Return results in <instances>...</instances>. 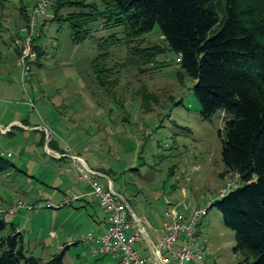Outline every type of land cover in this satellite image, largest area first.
<instances>
[{
	"label": "rangeland",
	"instance_id": "374dc122",
	"mask_svg": "<svg viewBox=\"0 0 264 264\" xmlns=\"http://www.w3.org/2000/svg\"><path fill=\"white\" fill-rule=\"evenodd\" d=\"M22 5L31 12L29 0H0V127L11 118L46 126L57 143L72 152L80 149L89 167L105 173L129 207L144 209L148 215L154 214V219L160 217L148 220L155 228L162 227V212L167 206H175L188 221L194 210L220 198V191L228 183H237L228 191L241 185L235 175H221L225 171L221 152L227 115L218 111L210 120L202 119L193 91L195 81L182 69L159 26L137 42L141 47L159 46L164 50L152 62L134 64V44L120 43L110 48L109 65L124 68L113 76L119 80L117 90L106 92L92 71L98 53L96 40L112 34L121 37L120 28L101 31L98 26L93 29V37L74 42L66 23L51 19L37 40L44 51L41 65H35L23 77L15 53L20 38L25 36L19 11ZM67 11L64 8L62 13ZM49 15H54V8L50 7ZM8 131L0 130V153L16 169L0 174V198L8 203L5 194L11 191L13 182L25 202L47 200L33 201L39 192L33 188V175L45 169L46 177L52 173L66 181L70 177L66 170L73 168L71 162L44 154L41 132L17 125ZM101 183L105 186L107 180L103 178ZM93 206L101 215L99 205ZM65 209L69 208L33 213L21 210L17 217L4 218L22 233L28 255L49 260L62 251L67 242L64 239L71 234L75 243L66 248L64 264H114L110 255H94L92 243L82 239L88 234L96 236L99 220H69V228L59 234L51 220L30 219L40 212ZM195 230L205 251L201 264H239L241 258L233 252L235 233L224 224L216 207L200 216Z\"/></svg>",
	"mask_w": 264,
	"mask_h": 264
},
{
	"label": "trees",
	"instance_id": "16d2710c",
	"mask_svg": "<svg viewBox=\"0 0 264 264\" xmlns=\"http://www.w3.org/2000/svg\"><path fill=\"white\" fill-rule=\"evenodd\" d=\"M98 2L50 1L54 15L39 18L38 35L32 37L37 54L33 67L41 65L44 51L37 40L51 19L66 23L74 42L93 37L98 26L101 31L120 28L121 37L112 34L96 40L98 53L92 61L99 85L114 92L119 80L113 76L124 66L109 65L110 48L134 44L131 49L136 59L132 62L139 66L152 62L164 50L141 47L137 42L159 26L182 69L195 81L193 91L202 119L210 120L218 111L227 115L221 152L225 171L221 175H235L241 185L212 201L208 209L216 207L224 224L234 231L233 252L241 258L239 264H264V0ZM64 8L68 9L65 14ZM19 11L25 36L18 43V56L31 31V12L24 5ZM41 133V139H46L45 132ZM4 156L0 153V174L16 169ZM22 242L16 225L0 215V264H64L66 246L44 261L28 255Z\"/></svg>",
	"mask_w": 264,
	"mask_h": 264
},
{
	"label": "built area",
	"instance_id": "2783aa9c",
	"mask_svg": "<svg viewBox=\"0 0 264 264\" xmlns=\"http://www.w3.org/2000/svg\"><path fill=\"white\" fill-rule=\"evenodd\" d=\"M31 2V31L22 42L21 54L18 56V64L22 67V75L26 77L31 73L33 64L37 59L36 52L32 49V37L37 36L35 28L38 19L48 15L50 9L49 0H29ZM1 128L5 133L6 128ZM48 141L51 133L46 126L41 128ZM3 155H5L3 153ZM10 155V154H9ZM56 157L61 155L54 153ZM78 164L80 180L89 185L90 191L83 194H66L61 200H38L34 203L16 200L10 206L0 204V215L16 216L21 210L36 212L43 209H61L71 206L74 202L94 196L107 213V226L105 231L94 236L88 234L87 239L92 243L91 252L94 255H110L115 264H201L204 260L205 251L198 241L196 226L202 214H206L210 205L193 211L192 217L187 221L173 209L166 214L161 227L159 241L153 242L147 236L146 226L142 224L132 212L129 204L121 193L115 191L112 181L100 171L94 170L80 157L72 156ZM107 180V185L99 183L98 178ZM237 183H228L222 189L219 196L226 195ZM145 241L150 249L148 256L143 255L136 249V243Z\"/></svg>",
	"mask_w": 264,
	"mask_h": 264
},
{
	"label": "crops",
	"instance_id": "0c3cea01",
	"mask_svg": "<svg viewBox=\"0 0 264 264\" xmlns=\"http://www.w3.org/2000/svg\"><path fill=\"white\" fill-rule=\"evenodd\" d=\"M15 53H16V57H17L18 56V50L17 49H15ZM13 125H17L19 127H22L24 130H34V131H38V132H43V130L41 129L42 128L41 125L40 126L39 125H29V124L22 123L19 120L11 118L7 121V124L5 125V127H3V128L7 129V131L5 133H9L8 129L13 127ZM0 130H1V128H0ZM41 142H42V149L44 151V154L49 155L58 161H62L63 159H69L73 168L66 170V174L67 175L69 174V176H70L68 178V180H66V181L60 180V177L53 175L51 173L52 171H50L51 174H49L48 177H46V174H45L46 170L45 169L42 171H41V169H40V171H36L37 173L35 175H33L35 179H32V183L35 181L33 188H35L39 192H38L37 196L33 197V201L38 200V199H47V200H53L54 202H57V201L61 200L66 194H69L70 193L69 191H71V190H73L74 192H78L79 194L89 192L90 191L89 185L83 181H80V173L78 170V164L72 159V156H77V157H80L84 160V158L80 156L81 153H79V151H78L80 149H76L75 152L73 150V152H72L69 147L68 148L63 147V144L57 143L52 138H51L50 144H49V141L47 140V138L46 139L44 138L43 140L41 139ZM84 151H88V149L85 148ZM54 153H57L61 156L56 157L54 155ZM8 154H10V153H8ZM10 156H11V154H10ZM85 162L87 163V161H85ZM87 165H88V163H87ZM92 169H93V167H92ZM18 172L23 173V171H20V170H18ZM102 179L103 178H101V177L98 178L99 183H101ZM69 183H70V185H69ZM61 188H64V190H61ZM10 190L11 191H8L5 194L6 200L8 199L10 202L8 201V203H7V201L0 198L1 204L6 205V206H10L16 200L20 199L19 197H21V195H19L17 188H15L13 186V182L11 184ZM91 197L92 196H89V198L84 199V200L82 199V202H81L82 205H80V206H75L76 202H74L71 206L67 207L69 209H65L62 212H60V211L52 212V210H48V212H45V213L40 212V214H35L30 219H32V220H51V224L53 225L54 228L57 229L58 233L60 231L64 230L65 227L69 228L68 227L69 220H79L80 218H83V220H88V222H89V220H99V222L97 221V228L98 229L96 231L97 232L96 236H99L106 229L107 213H106L105 209L99 203L98 199L96 197L95 198H91ZM93 205H99V208L102 210L101 215H99V212H96ZM168 205H171V204H168ZM64 208H66V207H64ZM130 209L132 210L133 214L139 220H141L142 224L146 226L148 238L151 239L153 242L157 243L160 239V236H161V226H160V228H155V227H153L152 223H149L148 220H159L160 217H158L157 219H154V217H155L154 214L149 213V215H148V212L146 210L141 209V208L139 209V207H138L139 210H137V211L131 207H130ZM173 209H176V211H178V209L175 206H167L164 209V211L162 212L161 218L163 220H166L167 219L166 218L167 212H170ZM58 210H60V209H58ZM84 210H85V215L82 214V212ZM149 216H152V217H149ZM70 231H73V230H65L66 233H68ZM51 234L53 236H55V232H51ZM56 236H57V234H56ZM71 238H73L72 235L68 234L67 238L64 239L67 242H65L63 246L61 245L62 248L64 246L68 247V245L75 243V241ZM60 244L61 243H59V245ZM135 247L138 251H140L145 256H148L150 254V249L148 248V245L145 241L137 242Z\"/></svg>",
	"mask_w": 264,
	"mask_h": 264
},
{
	"label": "bare ground",
	"instance_id": "6f19581e",
	"mask_svg": "<svg viewBox=\"0 0 264 264\" xmlns=\"http://www.w3.org/2000/svg\"><path fill=\"white\" fill-rule=\"evenodd\" d=\"M107 176V175H106Z\"/></svg>",
	"mask_w": 264,
	"mask_h": 264
}]
</instances>
